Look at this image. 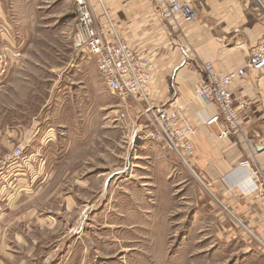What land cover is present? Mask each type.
Returning <instances> with one entry per match:
<instances>
[{"label":"rangeland","instance_id":"rangeland-1","mask_svg":"<svg viewBox=\"0 0 264 264\" xmlns=\"http://www.w3.org/2000/svg\"><path fill=\"white\" fill-rule=\"evenodd\" d=\"M74 13L73 0H0V166L35 139L12 169L22 196L0 222V264H264L172 153L117 120L119 100L71 47ZM228 209L264 243L262 223Z\"/></svg>","mask_w":264,"mask_h":264},{"label":"crops","instance_id":"crops-1","mask_svg":"<svg viewBox=\"0 0 264 264\" xmlns=\"http://www.w3.org/2000/svg\"><path fill=\"white\" fill-rule=\"evenodd\" d=\"M181 1L193 7L197 19L178 27L161 23L155 0H108L104 3L113 18L123 22L120 26L125 40L147 52L156 66L149 89L151 99L164 106L178 107L193 101L186 114L197 127L193 161L198 174L228 208H242L249 222L253 221V226L260 228L261 213L256 201L240 191L245 173L237 167L248 161L264 169V72L249 71L232 87L235 102L245 101L248 107L237 133L226 139L217 138L216 127L204 126L203 122L214 114V109L195 100L193 90L201 79V63L210 62L220 72L245 66L252 48L264 40V15L256 12L254 0ZM129 115L133 117V111ZM13 132L20 139L25 131ZM29 140L32 147L35 139ZM13 183L9 191L3 192L0 182V193L10 195L0 202V222L12 205L21 203V180L17 175ZM70 234L68 239L74 235ZM19 236L25 238L23 232L16 233L15 239ZM4 238L5 235L0 236V240ZM245 238L239 236L242 242Z\"/></svg>","mask_w":264,"mask_h":264},{"label":"built area","instance_id":"built-area-1","mask_svg":"<svg viewBox=\"0 0 264 264\" xmlns=\"http://www.w3.org/2000/svg\"><path fill=\"white\" fill-rule=\"evenodd\" d=\"M75 5L74 30L70 35L72 49L82 57L93 61L107 93L118 99L122 111L117 120H132L141 142H148L172 153L179 164L190 172L202 193L217 200L225 212L231 216L238 236H247L259 244L264 255V243L241 218L231 213L213 193L212 187L192 168L195 139L198 135L195 123L187 116L192 104L183 107L164 106L149 96V89L156 73V66L145 51L137 49L125 40L121 27L115 21L104 0H73ZM161 23L173 27L189 25L196 21L193 7L181 0H155ZM264 72V40L252 48L244 67L229 72H220L212 63L200 64L201 79L193 90V98L214 109V114L203 124L216 127L219 140L226 139L239 130L240 123L248 107L247 102H235L232 87L246 77L247 72ZM131 110H130V109ZM133 111L131 117L129 112ZM29 142H24L2 159L0 166L1 190L13 186L15 166L33 160ZM240 171L245 173L244 185L240 191L253 198L261 213L264 225V169L241 162ZM230 218V217H229Z\"/></svg>","mask_w":264,"mask_h":264}]
</instances>
